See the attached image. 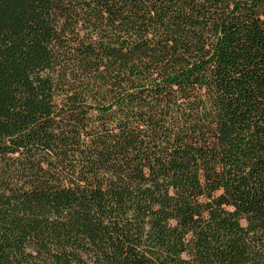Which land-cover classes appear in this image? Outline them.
<instances>
[{
    "label": "trees",
    "instance_id": "obj_1",
    "mask_svg": "<svg viewBox=\"0 0 264 264\" xmlns=\"http://www.w3.org/2000/svg\"><path fill=\"white\" fill-rule=\"evenodd\" d=\"M0 264H264V0H0Z\"/></svg>",
    "mask_w": 264,
    "mask_h": 264
},
{
    "label": "rangeland",
    "instance_id": "obj_2",
    "mask_svg": "<svg viewBox=\"0 0 264 264\" xmlns=\"http://www.w3.org/2000/svg\"><path fill=\"white\" fill-rule=\"evenodd\" d=\"M103 16H104V15H103ZM104 18L106 19V17H105V16H104ZM87 24H88V23H87ZM89 24H90V23H89ZM89 24H88V25H89ZM107 24H108V23H107V21H106V20H104V21H103V23H102V25H100V26L98 25V27H99V30H101L100 28H103V30H105V31H106V29H107V31H108V25H107ZM107 31H106V32H107ZM101 33H102V32H101Z\"/></svg>",
    "mask_w": 264,
    "mask_h": 264
}]
</instances>
